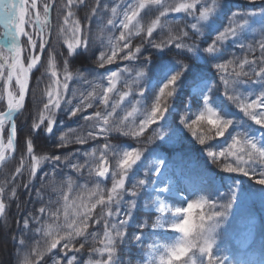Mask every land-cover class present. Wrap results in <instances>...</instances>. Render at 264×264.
Masks as SVG:
<instances>
[{
    "label": "snow or ice",
    "instance_id": "snow-or-ice-1",
    "mask_svg": "<svg viewBox=\"0 0 264 264\" xmlns=\"http://www.w3.org/2000/svg\"><path fill=\"white\" fill-rule=\"evenodd\" d=\"M251 2L94 0L77 18L87 0H0V170L16 162L0 243L28 249L0 248V264H264V0Z\"/></svg>",
    "mask_w": 264,
    "mask_h": 264
},
{
    "label": "trees",
    "instance_id": "trees-1",
    "mask_svg": "<svg viewBox=\"0 0 264 264\" xmlns=\"http://www.w3.org/2000/svg\"><path fill=\"white\" fill-rule=\"evenodd\" d=\"M87 3L89 5V7L87 9H84L83 6H81L82 10H77V18H82L83 15H84V13L86 11H90L91 6L94 4V0H87ZM229 7L230 8H234V10L235 9H240V10H258L259 7H261V5L259 3H253V2H251V0H230ZM152 18H154V17H152ZM146 19H148V18H146ZM51 20H52V24H53L54 29H55V26L57 25L56 12H55V10L52 12ZM61 23H62V17H61ZM220 26L222 27L223 24H221ZM94 27H95V25H94ZM55 35H56L55 31H53V33H52V39L53 40H55ZM105 39H106V37H105ZM64 50H66V45L64 46ZM229 51H235L238 56H243L245 54V53H242L239 49H230ZM256 54L259 55L258 51H257ZM109 67H115V66H109ZM41 71H43V69ZM36 75L38 76L39 73H36ZM41 88H43V85H41ZM27 115H28V113H25L23 116H21L20 119H19V121H18V123L21 122V121H24L26 119ZM57 126L59 127V125H57ZM68 126L75 127V124L72 123V122H69ZM220 143L223 144V141H221ZM76 147H79V146H76ZM187 147H188V149L190 150V152L192 153V155L194 157H198L201 160V162H203V156L201 155V153L199 151L200 146L197 143H195L193 141ZM42 154H46V153H42ZM15 164H16V162L13 161V162H11L7 166V168L2 169L0 171V181H2L3 178H4L3 173L10 172V171L14 170ZM216 171L218 172L219 170H216ZM221 175L224 176L226 178V181H227L229 178H231L235 174H225V173H221ZM241 178L242 179L244 178V181H246V179L247 180L249 179L248 177L235 176V179H241ZM57 182H59V178H57ZM79 183L80 184H84V181H80ZM87 187L88 188H91V185H88ZM65 192H68V189L67 188H65ZM69 195L73 199H76L77 197H80L81 199H84V198H86L88 196V191H87V189H75L72 192H69ZM22 199L26 200L27 197L24 196V197H22ZM38 206L39 205H36V207H38ZM27 207L29 209H31L33 207V205L29 204V205H27ZM22 215H23V213H17L16 206L13 203L11 205V207L9 208L8 222L12 225V228L14 230H16V231H14V234H18V229H17L18 222L20 223V226H22V219H21L22 218ZM154 218L155 217H153V219ZM43 242L44 241H43V238L42 237H37L36 240L30 241L29 243H30L31 246H37V244L42 245ZM14 243L16 245L15 247H14ZM0 248L11 249L12 250L11 251V258L13 259V261H15V257H16L17 252H20V255L23 256L24 253L28 250V249H24L23 251H21L19 249L18 242H13V241H11L10 238L7 240L6 243H0ZM69 255H71V253H69ZM77 255L78 256L82 255L84 259H87L88 258L87 251H85L82 254H77ZM145 255H147V252H145ZM8 258L9 257H8L7 254L5 256H3V257H0V259H8ZM126 259H127V257H126Z\"/></svg>",
    "mask_w": 264,
    "mask_h": 264
},
{
    "label": "rangeland",
    "instance_id": "rangeland-1",
    "mask_svg": "<svg viewBox=\"0 0 264 264\" xmlns=\"http://www.w3.org/2000/svg\"><path fill=\"white\" fill-rule=\"evenodd\" d=\"M29 30H31V29L29 28ZM3 32H4V29L2 26H0V43H5V40L3 37ZM23 40H24V38H23ZM253 87H257V86H253ZM236 180L239 181V183L244 185V186H247L248 183H250L249 179L248 180L246 179V181H244V178L243 179L242 178L236 179ZM233 227H235V225H233ZM229 246H230L229 241L227 240V238H225L222 247H229Z\"/></svg>",
    "mask_w": 264,
    "mask_h": 264
},
{
    "label": "bare ground",
    "instance_id": "bare-ground-1",
    "mask_svg": "<svg viewBox=\"0 0 264 264\" xmlns=\"http://www.w3.org/2000/svg\"><path fill=\"white\" fill-rule=\"evenodd\" d=\"M4 40H5V38H4ZM5 43H6V41H5Z\"/></svg>",
    "mask_w": 264,
    "mask_h": 264
},
{
    "label": "water",
    "instance_id": "water-1",
    "mask_svg": "<svg viewBox=\"0 0 264 264\" xmlns=\"http://www.w3.org/2000/svg\"><path fill=\"white\" fill-rule=\"evenodd\" d=\"M21 40H22V38H21Z\"/></svg>",
    "mask_w": 264,
    "mask_h": 264
}]
</instances>
